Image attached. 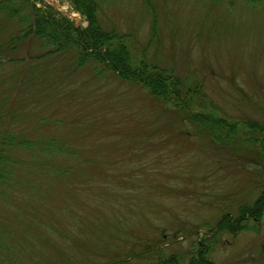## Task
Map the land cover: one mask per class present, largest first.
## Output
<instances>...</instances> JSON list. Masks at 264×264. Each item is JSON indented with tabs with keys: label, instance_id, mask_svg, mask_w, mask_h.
<instances>
[{
	"label": "rangeland",
	"instance_id": "374dc122",
	"mask_svg": "<svg viewBox=\"0 0 264 264\" xmlns=\"http://www.w3.org/2000/svg\"><path fill=\"white\" fill-rule=\"evenodd\" d=\"M42 1L87 25L69 3ZM100 21L129 36L135 59L183 78V101L194 100H154L103 65L79 66L75 51L41 58L49 48L27 41L11 56L23 61L0 65L1 136L60 144L9 148L22 162L0 186V264L185 262L203 236L214 237L212 264H264V212L236 233L215 230L261 191L264 163L246 160L258 152H218L184 120L213 107L264 123V1L105 0Z\"/></svg>",
	"mask_w": 264,
	"mask_h": 264
},
{
	"label": "trees",
	"instance_id": "16d2710c",
	"mask_svg": "<svg viewBox=\"0 0 264 264\" xmlns=\"http://www.w3.org/2000/svg\"><path fill=\"white\" fill-rule=\"evenodd\" d=\"M68 2L87 22L85 27H76L68 18L57 12L49 4L41 0H0V65L21 62L23 59L11 58L27 41L38 42L40 47L49 48L39 57L75 51L79 66L87 61L106 67L121 82L136 84L143 87L150 98L160 100L174 106H186L194 100V92L183 101V78L168 74L164 69L151 64L146 59L134 58L129 36L114 28H105L100 21L101 4L105 0H61ZM254 5L264 0H243ZM101 71L97 72V75ZM202 106L208 104L195 95ZM206 109V108H205ZM185 121L190 124L193 134L205 138L218 152H231L236 158L257 151L248 162L256 168L264 163V123L249 119L244 122L229 120L222 117L215 108L209 110L196 108L191 113L185 109ZM239 121V122H234ZM245 130V131H244ZM244 133L239 137L238 134ZM247 132V135L245 134ZM13 134L1 136L0 131V186L11 183L13 173L10 166L20 156L8 154L9 148L25 150L28 153L43 154L60 144L54 139L31 140ZM59 147V146H58ZM65 152V148H58ZM52 155V153H50ZM44 160V159H43ZM264 212V186L260 195L252 204H243L238 208L236 216L223 215L217 222L216 234L222 232L236 233L248 227V221H257ZM195 232H198L196 229ZM191 244V250L184 262L181 254L155 261L154 264H212L209 253L213 250L214 237H201ZM206 241V246L204 242ZM208 242V243H207ZM160 251V250H159ZM158 251V252H159ZM134 259V258H133ZM132 255L103 264H132Z\"/></svg>",
	"mask_w": 264,
	"mask_h": 264
}]
</instances>
